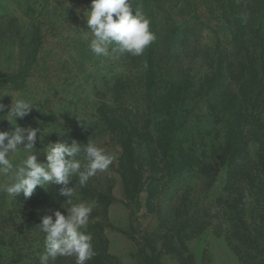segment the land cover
<instances>
[{
	"label": "rangeland",
	"instance_id": "rangeland-1",
	"mask_svg": "<svg viewBox=\"0 0 264 264\" xmlns=\"http://www.w3.org/2000/svg\"><path fill=\"white\" fill-rule=\"evenodd\" d=\"M90 2L0 0V103L6 106L0 112V131L11 134V124L3 116L11 97L19 96L33 103L34 109L24 119L17 120V124L25 129H42L32 150L38 162H45L44 149L50 143L70 145L73 140L80 144L96 143L113 156L108 170L97 172L85 186H79L77 177L67 185L75 188L73 204L95 201L88 226L96 228L98 223L103 228L105 253L96 249L97 230L85 233L91 234L95 252L86 264H91L94 258L101 264H261L235 235L230 236L233 228L218 201L225 195L223 167L214 169L209 178L191 172L186 177L185 188L172 194L174 197L169 201L171 219L166 216L167 204L158 203L156 197L148 203L144 190L136 201L124 198L122 179L117 172L122 149L103 120L109 114L108 117L123 124L130 121L131 126L137 125L142 131L145 122L151 119L148 130L155 135L154 119L148 116L142 87L145 66L140 56L121 54L111 48L109 57L92 54L85 38L84 31L88 29L83 15ZM154 23L160 34L177 30L174 48L178 50L182 46L191 54L206 51L207 57L210 51L214 54L218 40L221 49L225 47L231 52L228 25L219 10L208 12L203 0H178L170 8L168 18H156ZM35 37L38 46L33 56ZM178 50L173 49L171 54L173 59L176 57L184 63L183 70L195 67L200 54L191 59ZM160 53L164 54V49ZM29 60L31 64L27 67ZM205 70L201 73H206ZM22 71L24 76L19 79ZM12 79L18 88L10 82ZM231 85L235 91L237 86ZM217 103L211 102L210 107H220ZM210 107L206 98L190 101L191 113L185 127L176 133L185 141L196 139L203 163L214 162L211 152L223 145L226 129L224 115ZM19 148L23 150L24 145ZM248 152L255 156L256 144L252 141L248 143ZM25 155L14 157L13 163L18 164ZM78 159L83 168L87 164L83 152ZM147 177L145 165L143 178ZM11 182L10 178L0 176V264H41L40 258L46 253L45 233L38 226L44 216H52L57 210L66 215L68 198L59 195L61 186L55 184H48L45 189L38 187L30 199H25L22 193L13 198L5 190ZM235 188L243 192L245 185L241 182ZM99 196L111 198V204L105 207L97 201ZM256 202L248 198L245 204L248 211L254 210L258 221L264 201ZM262 232L259 245L264 249V229ZM48 264H76V260L74 256H58L55 261L49 259Z\"/></svg>",
	"mask_w": 264,
	"mask_h": 264
},
{
	"label": "trees",
	"instance_id": "trees-1",
	"mask_svg": "<svg viewBox=\"0 0 264 264\" xmlns=\"http://www.w3.org/2000/svg\"><path fill=\"white\" fill-rule=\"evenodd\" d=\"M177 1L130 0L133 14L138 11L148 18L150 30L156 36L140 56L145 66L142 87L148 102V116L154 119L155 135L148 130L153 122L151 119L145 122L141 131L137 125L131 126L130 121L123 124L121 120L104 114V126L114 134L122 149L117 172L122 179L124 198L136 201L144 190L148 203L156 197L158 203L163 201L167 204L166 216L171 219L169 201L174 197L172 194L185 188L186 177L196 171L209 178L214 169L223 167L226 170L225 195L223 200L220 199L222 201H218L233 228L230 236L235 235L244 248L264 264V249L259 245L264 229V211L256 221L254 210L248 211L245 204L248 198L254 202L264 201V0H203L208 12L220 11L231 38V52L225 47L221 49L217 40L214 54L210 51L207 57L204 56L206 51H203L205 54L202 51L191 54L182 46L179 50L174 48L177 47L174 44L177 30L171 29L163 34L156 30V18H168L170 8L175 7ZM37 43L38 38L35 37L33 56ZM162 49L164 54L160 53ZM173 49L186 53L191 59L199 57L195 67L183 70L184 63L172 57ZM29 61L27 67L31 64ZM204 69L207 72L201 73ZM24 71L18 75L19 79L23 78ZM10 82L19 87L14 79ZM231 84L237 86L235 91ZM197 98H206L209 107L211 102H219L220 107L211 105L210 109L225 117L224 142L219 150H212L214 162L210 163L200 161V145L196 139L185 141L176 136L185 127L191 113V108H188L190 101ZM249 141L256 144L255 156L248 152ZM145 165L148 167L146 179L143 178ZM241 182L245 185L243 192L235 188ZM97 201L108 207L112 199L99 196ZM102 229L97 223L96 228L89 225L84 231L97 230L96 249L105 253L107 248ZM236 253L240 256L237 250ZM99 262L94 258L91 264H101Z\"/></svg>",
	"mask_w": 264,
	"mask_h": 264
},
{
	"label": "clouds",
	"instance_id": "clouds-1",
	"mask_svg": "<svg viewBox=\"0 0 264 264\" xmlns=\"http://www.w3.org/2000/svg\"><path fill=\"white\" fill-rule=\"evenodd\" d=\"M83 15L88 29L84 31L85 38L89 40L88 47L96 57H109L110 48L121 54L141 56L156 40L150 30L151 21L138 11L133 14L130 0H91ZM5 107L0 103V112H4ZM33 109L30 101L19 96L15 99L11 97V104L3 117L11 124L12 131L11 134L0 131V176L11 179L5 190L13 198L22 193L25 199H30L38 187L45 189L48 184L61 186L59 195L68 198L66 205L69 207L64 210L66 215L57 210L52 216L41 219L38 227L45 233L46 247V253L40 258L41 264H48L49 259L55 261L58 256H74L76 264H86L95 255L92 236L84 231L95 201L73 204L71 198L75 188L67 185L73 177H77L79 186H85L97 172L108 170L113 156L96 143L80 144L73 140L70 145L50 143L44 149L45 162H38L32 150L42 129H25L17 124V120L24 119ZM40 140L43 141V135ZM21 144L24 145L23 150L19 148ZM82 152L87 160L83 168L78 159ZM21 153L26 155L14 164L13 158Z\"/></svg>",
	"mask_w": 264,
	"mask_h": 264
}]
</instances>
